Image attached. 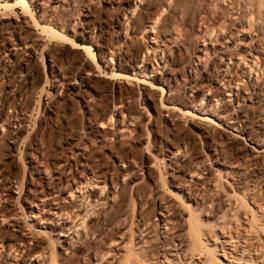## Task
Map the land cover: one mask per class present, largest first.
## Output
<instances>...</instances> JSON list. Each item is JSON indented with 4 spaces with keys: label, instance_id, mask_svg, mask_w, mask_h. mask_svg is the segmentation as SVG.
Masks as SVG:
<instances>
[{
    "label": "rangeland",
    "instance_id": "1",
    "mask_svg": "<svg viewBox=\"0 0 264 264\" xmlns=\"http://www.w3.org/2000/svg\"><path fill=\"white\" fill-rule=\"evenodd\" d=\"M166 1L27 0L38 23L89 45L98 67L19 6L0 8V264H264V0H194L187 37L163 27L179 13ZM207 132L221 135L217 159ZM128 165L137 180L126 190L132 175L116 187L97 178ZM211 200L228 221L207 229ZM238 209L249 215L237 220ZM143 211L158 213L142 228L151 234L136 232ZM189 211L202 213L210 254L188 244ZM83 223L95 232L76 234Z\"/></svg>",
    "mask_w": 264,
    "mask_h": 264
},
{
    "label": "bare ground",
    "instance_id": "2",
    "mask_svg": "<svg viewBox=\"0 0 264 264\" xmlns=\"http://www.w3.org/2000/svg\"><path fill=\"white\" fill-rule=\"evenodd\" d=\"M171 0H167L166 1V5L167 3H170ZM194 0H179L178 2V8L175 6L174 8L178 9L179 13H178V16L177 15H172V13H169V15L166 17V19L164 20L163 22V27L169 31L170 30V27H173V26H176L180 31L182 30L183 31V37H187V35L185 34L187 32V29H186V25H187V21H188V17L191 15V7H190V4L193 3ZM161 4V3H160ZM166 5L162 6L160 8V11H158V13L163 10L164 12V9L166 7ZM20 7L22 10H23V14L24 16H29V18L31 19V21L34 23V25L40 30V33H42L44 36H46V38H48L49 40H52V41H57V42H60V43H63L65 45H69L71 46L72 48H78V49H81L84 51V53L86 54L87 58L91 61L92 65L98 67V63L96 62V59L95 58V54L93 52V50L91 49V47L89 45H86V44H76L72 39H70L66 34L54 29L50 23H44L43 24H40L38 23V21H36L35 17H34V14L32 12V10L30 9L29 7V4L27 2V0H14L13 2L11 3H3V4H0V8H11V7ZM135 10V9H134ZM162 12V13H163ZM194 15H195V12H193ZM157 14V13H156ZM197 14V13H196ZM160 16V14L158 15ZM157 16V17H158ZM253 17L252 15L250 16H247V20L248 22L251 24L252 20H253ZM10 19V18H9ZM220 19V18H219ZM16 20V19H15ZM255 20L258 21V22H262L263 21V17L260 13H256V16H255ZM13 21V20H12ZM19 21V20H18ZM226 22V21H224ZM242 23V22H241ZM3 39V38H2ZM258 40V39H257ZM256 40V41H257ZM42 41V40H41ZM178 44V43H177ZM185 44V42H184ZM183 44V45H184ZM17 46V45H16ZM181 46V45H180ZM180 48H178L179 50ZM254 54V53H253ZM229 56V55H228ZM264 58V57H263ZM167 65V64H166ZM263 68V67H262ZM108 76H111L113 78H119V79H136L135 78V74H131V75H123V74H117V73H114V72H111L110 74H107ZM138 79V78H137ZM136 79V80H137ZM139 81L141 84H147L146 81L144 80H137ZM148 88H152L154 89V85L152 83H148ZM209 87V86H208ZM212 88V87H211ZM157 89H160L161 90V93L163 91L162 88H157ZM249 91V90H248ZM257 91V90H256ZM164 92V91H163ZM260 94V93H259ZM185 95V94H183ZM258 95V94H257ZM183 98V97H182ZM187 99V98H186ZM250 99H253L254 100V97H251ZM257 100V98H256ZM162 101V100H161ZM163 104V102H162ZM160 104V105H162ZM164 105V104H163ZM184 106V105H183ZM163 107V106H162ZM168 108L166 109H169V110H174V109H177L176 107V104L172 103L170 104L169 106H167ZM186 107V106H184ZM248 108H251L250 106H247ZM260 107V106H259ZM264 107V106H263ZM262 107V108H263ZM164 108V107H163ZM243 108V107H242ZM245 109V108H244ZM243 109V110H244ZM242 110V109H240ZM250 110V109H249ZM178 111V109H177ZM182 111V110H181ZM184 112V111H183ZM242 112V111H241ZM180 113V112H179ZM252 113V112H251ZM182 114V112H181ZM184 114H193L192 112H188L187 110H185ZM110 116V115H109ZM191 116V115H190ZM134 117V116H133ZM192 117V116H191ZM233 117V116H232ZM239 117V115H238ZM132 118V117H131ZM112 119V118H111ZM110 119V120H111ZM137 119V118H136ZM134 120V119H133ZM207 120V119H206ZM242 120V119H241ZM135 121V120H134ZM137 121V120H136ZM155 121V120H154ZM208 121V120H207ZM256 121V120H255ZM212 122V121H211ZM237 123V122H236ZM257 124V123H256ZM140 126V125H139ZM257 126V125H256ZM137 127V126H136ZM257 129L259 130H262L264 129L263 126H260L258 125L257 126ZM213 132V131H212ZM244 132V131H243ZM130 133V132H129ZM239 134V133H238ZM214 135V134H213ZM212 135V136H213ZM246 136V137H249V134L247 132H244L243 133V136ZM211 134L209 132H207V148L212 151L215 155L213 156L212 154L210 155L209 152L207 153L208 156L213 159H217V155L220 154V150H218V146L219 144L221 143L220 140H221V135L219 136H216V137H212ZM257 136V135H256ZM254 137V136H253ZM236 138V137H235ZM257 138V137H256ZM229 140V139H228ZM248 141V140H247ZM249 142L252 143L253 145H255L253 139H249ZM233 143V142H232ZM237 143V142H236ZM214 144V145H212ZM242 145V144H241ZM239 147V146H238ZM256 146H254L255 148ZM249 148H252L253 149V146L249 147ZM183 148L181 146H178L176 149H175V152H180ZM189 148H187V153L189 152ZM237 150V149H236ZM168 153H170L169 155L167 153H161V157L162 159H165V157H171L173 155H175L174 152H171V151H168ZM246 155V153L244 154ZM248 155V154H247ZM246 155V156H247ZM255 155V154H254ZM127 157V156H125ZM125 157H120V158H117L114 160V163L117 162L118 163H122V164H125L126 162V158ZM256 158V157H255ZM85 159H78L75 163H77L78 165H83V163H86V161H84ZM238 160V159H237ZM214 161V160H213ZM244 161V160H243ZM168 162V161H167ZM254 162V161H253ZM153 162H151L152 164ZM212 163V162H211ZM210 163V164H211ZM61 164V162L59 163ZM207 164V163H206ZM153 165V164H152ZM258 165V164H257ZM113 166V165H112ZM260 166V165H259ZM47 167H49V165L47 164L46 165V169H48ZM114 167V166H113ZM149 167H151V165H147L145 162L142 163L140 165V169L139 171H142L144 172L145 174H147V172L149 171ZM252 167V166H251ZM115 168V167H114ZM73 169V164H64V170H68V171H71ZM94 169H90L88 170L87 172L91 173V175L93 174L94 175ZM137 170V169H136ZM104 171V170H103ZM102 172V171H101ZM103 173V172H102ZM101 173V174H102ZM137 172L131 168V166H127V168L123 171H115V170H111L110 168H107L104 175L102 176H97L98 179H102V184L103 185H107L109 183V178H108V175L111 174L110 177H112L111 181H112V185L113 186H119V183L121 182V180H126L127 177L129 176H133L131 179H129L128 181H126L124 184H123V187H122V190H126L128 188L131 187V184H133L137 178H134V175L136 174ZM260 175V174H259ZM259 175H256L255 177L256 178H260ZM75 176V175H74ZM252 177V176H251ZM75 178V177H74ZM162 179V176L160 177ZM120 181V182H119ZM161 182V181H160ZM163 182V181H162ZM161 182V183H162ZM249 182H253L254 185H262V183H258V182H255L253 180H249ZM92 183V182H91ZM121 184V183H120ZM195 185V184H194ZM55 187V186H54ZM261 189H264V185L262 186ZM100 190V189H99ZM141 190V185L138 186L137 188H135V191H137L139 193V191ZM169 191V190H168ZM254 191V190H253ZM48 193V192H47ZM183 195V194H182ZM140 196H143V194L140 193ZM184 196H185V193H184ZM226 196V195H225ZM188 200H190L191 202V194L188 193V196H187ZM141 199V197L139 198ZM169 200V199H168ZM241 206L244 208V209H247V208H250V203L248 201H246V198L244 197H241ZM181 201V199H180ZM193 202H195V200H192ZM143 202V201H141ZM139 203L138 204V207H139V210L142 211V209L144 208V206L146 205L145 203L147 202H143V203ZM182 202V201H181ZM223 202V201H222ZM235 202V201H234ZM196 204V207H199V204L197 202H195ZM137 205V204H136ZM150 205V204H149ZM157 206V205H156ZM231 206V205H230ZM220 205H218V202L215 203L213 200H211L210 202V205L209 203L207 202V229H210V226L212 227V224H214V222L216 223L218 221V219L220 218L225 220L224 222H227L228 220L227 219V210L225 212H222L220 210ZM232 211V207L228 208ZM158 210V208H157ZM190 210V209H189ZM156 211V210H155ZM148 212V211H147ZM146 211H143L139 214V217H138V221H139V224H138V228H137V231L136 232H141L142 233H147V234H151V231H152V228H147L144 232H142V228L146 227L147 224H150L151 222H153V220L157 217V214H154V213H147ZM190 212V211H189ZM252 224H257V217L255 215V212H252ZM218 215H221L220 217ZM249 215L248 212H242L240 211V209L238 210H235L234 212V217L237 219V220H240L241 218H243L244 216H247ZM188 216V215H187ZM186 216V217H187ZM201 216H202V213H200V215H195L193 211H191L189 213V216H188V219H187V234H188V244L189 246H192V249L194 252H205L207 251L208 254L209 253V249H205V232H203V227L205 226L204 223H203V220L201 219ZM162 217V216H161ZM226 218V219H224ZM212 220V221H211ZM88 224V223H87ZM169 224V223H168ZM151 227H154V226H151ZM157 227V226H156ZM97 228V226L95 224H91L89 223V225L86 227L85 223H83L82 225H80L79 227V230L76 232V234H79L80 233V229H89L90 232H95V229ZM182 228V227H181ZM78 229V228H76ZM181 232V231H180ZM178 235V234H177ZM132 237H134V235H132ZM115 239V238H113ZM90 241V240H89ZM93 243V242H92ZM162 245V244H161ZM169 247V246H168ZM162 249V248H161ZM60 250V249H59ZM82 250V248H79L78 250L76 249V252L79 253L80 251ZM142 252V251H141ZM205 252V253H207ZM102 256V255H101ZM137 257V256H136ZM52 264H55L56 263V260L53 258L52 260ZM220 262V260H219ZM211 264H215V261L212 259ZM115 264V263H114ZM128 264V263H127Z\"/></svg>",
    "mask_w": 264,
    "mask_h": 264
}]
</instances>
